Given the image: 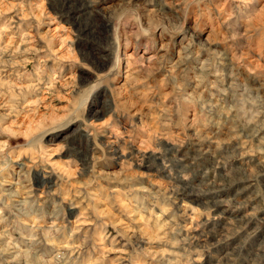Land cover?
<instances>
[{
    "label": "rangeland",
    "instance_id": "374dc122",
    "mask_svg": "<svg viewBox=\"0 0 264 264\" xmlns=\"http://www.w3.org/2000/svg\"><path fill=\"white\" fill-rule=\"evenodd\" d=\"M45 263L264 264V0H0V264Z\"/></svg>",
    "mask_w": 264,
    "mask_h": 264
},
{
    "label": "bare ground",
    "instance_id": "6f19581e",
    "mask_svg": "<svg viewBox=\"0 0 264 264\" xmlns=\"http://www.w3.org/2000/svg\"><path fill=\"white\" fill-rule=\"evenodd\" d=\"M64 6H65V5H64ZM78 7H79V6H78ZM78 7H77V8H78ZM68 8H69V6H68ZM73 8H74V7H73ZM78 9H79V8H78ZM80 9H81V8H80ZM83 9H84V8H83ZM66 10H67V9H66ZM71 11H72V10H71ZM84 12H85V11H84ZM67 13H68V12H67ZM69 13H70V12H69ZM86 13H87V12H86ZM88 13H89V12H88ZM66 15H67V14H66ZM92 30H93V29H92ZM90 32H91V31H90ZM93 33H94V31H93ZM93 33H92V34H93ZM88 34H89V33H88ZM90 34H91V33H90ZM128 58H129V57H128ZM127 62H129V61H127ZM131 63H132V62H131ZM131 63H129V64H131ZM132 64H134V63H132ZM131 102H132V101H131ZM134 105H135V104H134ZM174 165H175V164H174ZM150 168H151V167H150ZM152 168H154V167H152ZM161 168H162V167H161ZM177 168H178V167H177ZM159 169H160V168H159ZM162 170H165V169H162ZM154 171H155V170H154ZM158 171H159V170H158ZM161 172H162V171H161ZM175 176H176V175H175ZM167 177H168V176H167ZM176 179H177V178H176ZM188 190H189V189H188ZM191 190H192V188H191ZM16 191H17V190H16ZM192 191H193V190H192ZM192 191H190V192H192ZM13 192H14V191H13ZM17 192H18V191H17ZM17 192H15V193H17ZM190 192L188 193L189 195L191 194ZM206 192H207V191H206ZM10 193H12V192H10ZM19 193H20V192H19ZM193 193H194V191H193ZM193 193H192V194H193ZM12 194H14V193H12ZM196 195H197V194H196ZM19 196H20V195H19ZM198 196H199V195H198ZM22 202H23V201H22ZM20 203H21V202H20ZM28 214H29V213H28ZM25 215H26V214H25ZM32 223H33V222H32ZM51 239H52V238H51ZM49 241H50V240H49ZM52 242H53V241H52ZM8 244H9V243H8ZM11 245H12V244H11ZM11 245H10V247H11ZM7 246H8V245H7ZM8 249H9V248H8ZM37 259H38V258H37ZM37 259H36V260H37ZM52 260H53V259H52ZM46 262H47V261H46ZM53 262H54V261H53ZM45 264H46V263H45Z\"/></svg>",
    "mask_w": 264,
    "mask_h": 264
}]
</instances>
